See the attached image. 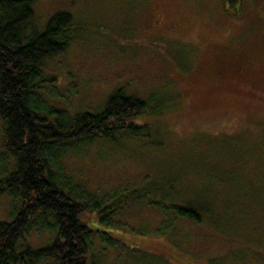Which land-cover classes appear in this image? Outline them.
Wrapping results in <instances>:
<instances>
[{
    "label": "rangeland",
    "instance_id": "1",
    "mask_svg": "<svg viewBox=\"0 0 264 264\" xmlns=\"http://www.w3.org/2000/svg\"><path fill=\"white\" fill-rule=\"evenodd\" d=\"M227 1L34 3L28 32L59 12L75 24L64 53L39 66L35 97L47 108L100 112L116 90L154 102L128 121L141 133L54 147L57 182L92 201L141 195L104 219L85 211L81 221L96 230L87 264H264V49L252 35L264 24V0ZM223 57L245 62L249 79L225 82ZM15 170L0 132V181ZM21 202L20 190L0 192V223ZM179 202L202 222L175 216L169 208ZM56 238L50 212L39 214L19 248L46 249Z\"/></svg>",
    "mask_w": 264,
    "mask_h": 264
},
{
    "label": "trees",
    "instance_id": "2",
    "mask_svg": "<svg viewBox=\"0 0 264 264\" xmlns=\"http://www.w3.org/2000/svg\"><path fill=\"white\" fill-rule=\"evenodd\" d=\"M35 2L0 0V132L2 147L16 166L14 172L0 181V192L20 190L22 201L17 216L0 223V264H34L45 258L57 259L59 264H87L91 235L96 230L81 221L85 211L97 212L104 219L120 204L135 199L136 194L129 193L131 198H113L112 202L96 196L98 200L92 201L85 192L57 182L52 170L58 158L54 147H69L95 138L112 142L119 132L141 133L146 128L128 121L147 113L154 102L147 103L116 90L100 112L68 114L47 108L35 97L42 82L39 66L64 53L69 45L68 33L75 24L71 14L59 12L50 18L43 31L28 32L24 25L34 15ZM260 22L262 25L252 35L264 49V24ZM218 64L225 82L241 83L249 79L243 61L223 57ZM169 209L175 216L202 222L201 212L189 204L179 202ZM48 212L56 225L57 238L52 246L21 250L19 243L31 219Z\"/></svg>",
    "mask_w": 264,
    "mask_h": 264
}]
</instances>
